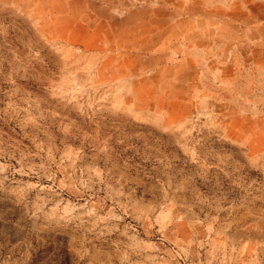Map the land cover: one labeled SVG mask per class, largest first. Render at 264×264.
Returning a JSON list of instances; mask_svg holds the SVG:
<instances>
[{
	"label": "rangeland",
	"instance_id": "rangeland-1",
	"mask_svg": "<svg viewBox=\"0 0 264 264\" xmlns=\"http://www.w3.org/2000/svg\"><path fill=\"white\" fill-rule=\"evenodd\" d=\"M0 264H264V0H0Z\"/></svg>",
	"mask_w": 264,
	"mask_h": 264
},
{
	"label": "crops",
	"instance_id": "crops-1",
	"mask_svg": "<svg viewBox=\"0 0 264 264\" xmlns=\"http://www.w3.org/2000/svg\"><path fill=\"white\" fill-rule=\"evenodd\" d=\"M138 34H140V32H138ZM139 38H137L136 39V43H138L139 42ZM132 49H134V50H145V49H147V48H145L144 46H135V47H133Z\"/></svg>",
	"mask_w": 264,
	"mask_h": 264
}]
</instances>
